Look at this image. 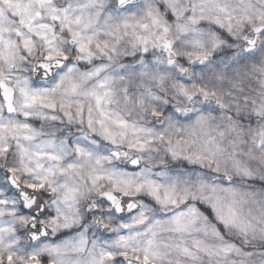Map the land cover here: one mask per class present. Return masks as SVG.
<instances>
[{
	"label": "clouds",
	"instance_id": "1",
	"mask_svg": "<svg viewBox=\"0 0 264 264\" xmlns=\"http://www.w3.org/2000/svg\"><path fill=\"white\" fill-rule=\"evenodd\" d=\"M0 264H264V0H0Z\"/></svg>",
	"mask_w": 264,
	"mask_h": 264
}]
</instances>
